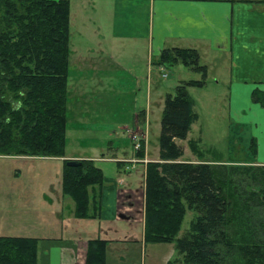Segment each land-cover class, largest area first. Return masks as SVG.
Masks as SVG:
<instances>
[{"label": "trees", "instance_id": "obj_1", "mask_svg": "<svg viewBox=\"0 0 264 264\" xmlns=\"http://www.w3.org/2000/svg\"><path fill=\"white\" fill-rule=\"evenodd\" d=\"M69 21V0H0V155L64 156ZM178 63L201 79L180 82L164 98L158 161L144 168L143 243L172 244L175 257L166 264H264V215H257L264 207V167L178 161L175 141L197 120L187 88L201 87L205 77L194 49H163L155 65ZM252 101L264 106L257 91ZM188 148L201 157L195 140ZM135 156L143 155L138 149ZM236 173L245 175V188L237 190ZM102 185L92 161L74 167L63 161L60 189L72 201L74 219L98 217ZM186 211L192 218L179 235ZM106 245L89 239L84 264H105ZM37 251L36 238L0 236V264H36Z\"/></svg>", "mask_w": 264, "mask_h": 264}, {"label": "rangeland", "instance_id": "obj_2", "mask_svg": "<svg viewBox=\"0 0 264 264\" xmlns=\"http://www.w3.org/2000/svg\"><path fill=\"white\" fill-rule=\"evenodd\" d=\"M109 9L107 0H69V44L70 50L76 49V52L68 58L67 91L81 85V80L73 84L77 79L75 70L86 69L83 64L73 67L74 56L77 54L79 62L84 58L95 62L92 69L94 82L88 86L95 93L86 92L79 101H73L74 98L68 93L64 155L129 159L136 157L139 149L143 155L139 159L145 157L147 160H157L160 121L166 94H173L175 86L180 82L199 80L201 76L179 63L172 66L155 65L160 52L156 58L153 54L150 55V44L144 40L135 42L126 38H113ZM206 57V61L210 63L216 61L210 55ZM225 77V73L220 76L211 67L203 78L201 87L187 88L197 120L190 125L183 140L175 141L182 150L178 161H192V164L206 161L218 166L264 167L252 162L253 153L249 147L247 126L228 117L227 83L223 81ZM115 80L119 82V87L124 83L123 90L116 89ZM70 103L74 104V108ZM189 140L196 141L202 154L200 158L188 148ZM8 157L10 156L0 155V236L44 235L63 241L95 237L97 221L74 219L68 209L72 203L66 196L64 200L69 205L65 208L63 202L60 210L56 201L51 205L42 201L43 193L51 198L60 196L62 163L60 169L58 161ZM94 164L105 176H113L116 171H120L126 184L131 186L137 187L142 180L141 164H136L133 169L129 162L99 161ZM233 176L237 190L245 188L244 185L248 182L245 181V175L236 173ZM239 179L242 180L241 183ZM21 195L26 201H19ZM139 202L141 203V198ZM260 208L261 213L257 212V215L262 217L264 207ZM191 218L192 213L186 211L179 235L188 228ZM117 226L121 228L120 237L128 234L134 239L139 238L140 224H134L128 230L122 224ZM170 247L172 244L143 245L131 241L122 249H117L122 258L120 263L115 264H161ZM114 254L106 252L109 264L111 260H116Z\"/></svg>", "mask_w": 264, "mask_h": 264}, {"label": "crops", "instance_id": "obj_3", "mask_svg": "<svg viewBox=\"0 0 264 264\" xmlns=\"http://www.w3.org/2000/svg\"><path fill=\"white\" fill-rule=\"evenodd\" d=\"M107 1H109V12L112 16L111 35L113 38H126L135 42L144 40L148 45L150 44L152 50L149 54H153L155 58L163 49H194L198 54L199 64L205 67V75L208 74L211 67L220 76L226 74L227 78L225 77L223 81L227 83L228 117L238 124L247 126L250 135L249 147L253 153L252 162L264 166V106L252 101V94L255 91L261 93L264 98V0ZM73 52L75 53L76 49L70 50L69 44V56ZM208 55L216 61L212 63L206 61L205 58ZM78 59L76 54L73 67L77 68L83 64L86 69L84 71L75 70L77 79L73 84H77L81 80V85H77L76 89L70 88L68 93L74 98L73 101H79L87 94L86 92L95 93L88 87L94 82L92 69L95 67V62L88 58L79 62ZM116 64L118 65V63ZM125 74L129 76L128 72ZM115 85L117 86L116 89H124V83L119 87V82L115 80ZM70 105L74 108V104L70 103ZM8 158L58 161L60 162V169L61 163L63 164V161L66 162L67 160H88L93 163L99 161L129 162L132 169L136 164H141L142 180L137 187L126 184L120 171H116L113 176L102 174L103 185L100 190L98 217L96 219L76 220L97 221L94 229L95 237L91 239L98 238L107 241L106 252L109 251L116 255V260H111L110 264L120 263L122 256L117 252L118 248H123L131 241L145 245L143 243L142 182L144 165L149 161H158V159L147 160L145 157L144 159L137 157L117 159L116 157L106 158L104 156L96 158L88 155H64V157L10 156ZM195 163L208 164L209 162L197 161ZM119 167L122 166L119 165ZM65 198L61 193L56 198H51L45 193L42 195V201L48 205L56 201L59 210L63 207V202L65 208L67 207L68 202L64 200ZM140 198L141 203L139 202ZM15 200L19 199L15 198ZM19 201H26V199L24 200L22 196ZM68 209L72 214L73 204L68 206ZM118 224L120 226L122 224V227L127 230L134 224H140L139 238L134 239L128 234L120 237L121 228L117 226ZM30 237L38 240L36 264H84L86 242L89 239L73 238L63 241L62 239L44 237V235H32ZM172 247H170L168 254L163 256L161 264H166L175 257V251ZM105 264H109L106 253Z\"/></svg>", "mask_w": 264, "mask_h": 264}, {"label": "water", "instance_id": "obj_4", "mask_svg": "<svg viewBox=\"0 0 264 264\" xmlns=\"http://www.w3.org/2000/svg\"><path fill=\"white\" fill-rule=\"evenodd\" d=\"M65 165L68 166V167L79 166L80 165V161H78V160H67L65 162Z\"/></svg>", "mask_w": 264, "mask_h": 264}, {"label": "built area", "instance_id": "obj_5", "mask_svg": "<svg viewBox=\"0 0 264 264\" xmlns=\"http://www.w3.org/2000/svg\"><path fill=\"white\" fill-rule=\"evenodd\" d=\"M135 145V144H134ZM135 148H138V146H134Z\"/></svg>", "mask_w": 264, "mask_h": 264}]
</instances>
